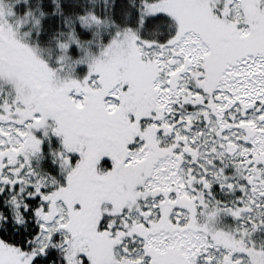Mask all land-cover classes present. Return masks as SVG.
<instances>
[{"label": "snow or ice", "instance_id": "snow-or-ice-1", "mask_svg": "<svg viewBox=\"0 0 264 264\" xmlns=\"http://www.w3.org/2000/svg\"><path fill=\"white\" fill-rule=\"evenodd\" d=\"M0 264H264V0H0Z\"/></svg>", "mask_w": 264, "mask_h": 264}]
</instances>
